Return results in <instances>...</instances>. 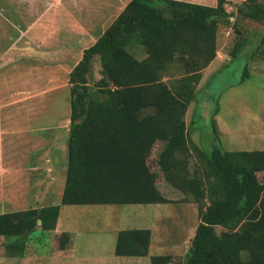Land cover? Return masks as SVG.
<instances>
[{
	"label": "trees",
	"instance_id": "obj_1",
	"mask_svg": "<svg viewBox=\"0 0 264 264\" xmlns=\"http://www.w3.org/2000/svg\"><path fill=\"white\" fill-rule=\"evenodd\" d=\"M241 16L264 29V0L235 7L228 0H128L69 73L62 204L172 202L159 187V172L184 200L190 196L198 204L200 221L180 264H264V149H206L191 139L185 121L203 70L218 56L221 25L238 34L231 60L248 44ZM133 43L142 46L144 58L131 51ZM97 59L102 77L92 83ZM60 209L55 204L0 213L7 252L24 256L31 233L42 229L53 231L52 256L73 255L77 232L57 230ZM151 242L149 228L120 229L115 254L148 256ZM173 260L170 253L151 255L152 264Z\"/></svg>",
	"mask_w": 264,
	"mask_h": 264
},
{
	"label": "rangeland",
	"instance_id": "obj_2",
	"mask_svg": "<svg viewBox=\"0 0 264 264\" xmlns=\"http://www.w3.org/2000/svg\"><path fill=\"white\" fill-rule=\"evenodd\" d=\"M199 1L215 5L212 2L217 4L218 0ZM228 1L235 7L244 0ZM127 2L0 0V39L6 40L18 29L20 35H26L27 40L36 44H25V39H20L11 46L15 49L26 46L29 52H39L37 43L47 41L52 48L48 58L56 70L49 79L43 80L38 76L41 72H36L26 76L27 80L15 74L9 84L0 82V213L59 204L57 230L77 232L76 247L70 256L50 254L53 231L32 232L24 256L9 254L3 244L5 240L0 238V264H152V254L164 253L176 257L171 264H180L190 247L200 221L198 204L190 196L188 201L184 200L185 194L159 172V187L172 202L62 204L68 165L69 91H23L24 88L68 87L71 65L78 62L84 48L97 40ZM235 17L237 14L231 20ZM239 25L250 39L248 44L231 60V49L238 34L234 27L221 25L218 58L205 69V77L185 118L191 139L209 150L215 145L227 150L264 149V57H255L263 50L264 29L243 16L239 17ZM130 48L137 58L146 56L144 50L137 54L142 51L140 44L133 43ZM37 60L29 62L38 66L41 63ZM99 69L97 59L96 74L92 75L97 77ZM90 81L94 83L95 78ZM161 146L160 143L155 147L151 160L156 158ZM40 149L51 156L52 165L56 164L51 166L55 173L50 176L25 171L27 163L34 161ZM43 177L51 179V184L34 183ZM125 228L152 230L148 256L115 254L118 231Z\"/></svg>",
	"mask_w": 264,
	"mask_h": 264
},
{
	"label": "crops",
	"instance_id": "obj_3",
	"mask_svg": "<svg viewBox=\"0 0 264 264\" xmlns=\"http://www.w3.org/2000/svg\"><path fill=\"white\" fill-rule=\"evenodd\" d=\"M185 1H187V0H185ZM188 1H191V0H188ZM195 2L201 3V4H206V2L199 1V0H195ZM212 3L216 4L215 2H212ZM125 5H124V7H125ZM20 39H25V41H26L25 44H33L34 43V41L30 42L29 40H27L26 35H23V34L20 35L18 32V29H14L13 34H11L6 40L0 39V82H3L5 84H9V81L12 80V76L15 74L20 75L18 77L19 79H26L27 78L26 76L34 75L36 72H41L40 74H38V76L42 77L44 80L46 78L49 79L51 74L56 73L55 67H51L52 62L48 58L49 55H51L52 48H51L50 44H47V41H45V42L41 41V42L37 43L38 44L37 48L39 49V52H33L32 50L29 52L30 49L26 46L20 47L19 49H15L13 46H11V45H14V43H16L17 40L20 41ZM10 40H11V42L8 43ZM34 44H36V43H34ZM41 49H43V52H40ZM132 51L134 52V50H132ZM142 52H143V50L141 51V53H137V54L140 55V54H142ZM40 53H42V54L40 55ZM34 58L38 59L37 63H41V64H39L38 66H33L32 64H30L29 61L34 59ZM217 58H218V56L216 57V59L214 61H216ZM25 59H27V60L25 61ZM95 62H94V68H95ZM62 63H64V60H62ZM16 64L21 65L22 67L14 66ZM3 69H5L6 71L3 72ZM205 69L203 70L202 80L205 77V72H206ZM93 72H94V69H93ZM3 73L5 74V76H2ZM12 73H14V74H12ZM94 73L96 74V72H94ZM95 74H94V76L92 75L95 78V80H98L102 77L101 64H100V69L97 70V77ZM201 81H200V83H201ZM32 82H33V79L31 81V84H32ZM48 83H49V80H48L47 84ZM47 84L44 83V86ZM67 86L68 87H66V88L57 89V90L51 89V88H44V87L30 88V90L28 88H24L23 91H69V87H70L69 82H68ZM197 90H198V88H197ZM16 91H20V90H16ZM51 163H52L51 156L49 154H47L46 152H44L42 149H40L38 151V154H36L34 161L33 162L29 161L27 163L28 166H27V169L25 171H27L28 174H32V175L40 174L41 176H44V175L46 176L47 173H49L48 176H50L51 173H55L54 167H51V166L56 165V164L52 165ZM44 177L40 178V179H36L34 181V183L36 185H40V186L51 184L52 180L51 179L48 180L47 178H44ZM52 177H55V176L53 175Z\"/></svg>",
	"mask_w": 264,
	"mask_h": 264
},
{
	"label": "water",
	"instance_id": "obj_4",
	"mask_svg": "<svg viewBox=\"0 0 264 264\" xmlns=\"http://www.w3.org/2000/svg\"><path fill=\"white\" fill-rule=\"evenodd\" d=\"M39 223H41V221L39 220Z\"/></svg>",
	"mask_w": 264,
	"mask_h": 264
}]
</instances>
